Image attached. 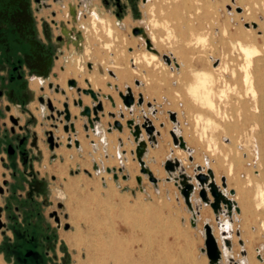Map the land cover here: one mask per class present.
I'll return each instance as SVG.
<instances>
[{"label": "rangeland", "instance_id": "rangeland-1", "mask_svg": "<svg viewBox=\"0 0 264 264\" xmlns=\"http://www.w3.org/2000/svg\"><path fill=\"white\" fill-rule=\"evenodd\" d=\"M44 1L42 6L35 0L24 3L29 53H21L18 45L11 53L0 50V64H4V68L0 66V77L6 79H0V88H5L0 97V217L5 224L0 229V264H16L7 246L16 245L19 234L40 241V254L46 264H92L87 247L97 264H210L202 250L207 222L213 227L222 252V259L216 264H264V201L260 195L264 188V143L259 135L260 108L258 94L254 96L245 84L247 59L238 46L240 38H247V43H254L261 50L253 57L250 68L256 77L263 74L264 88V0H236L235 5L234 0H134L139 8L135 16L128 0H121L124 10L120 15L113 3L106 6L102 0ZM237 6L244 15L253 11V20L260 27L251 25L253 31L246 32L250 28L247 24L253 21L245 20ZM143 22L159 51H154L155 56L147 63L137 65L134 73L135 50L149 52L146 41L132 32L138 25L144 28ZM109 27L113 30L111 36L106 34ZM239 30H244L243 37ZM11 34L12 41H17V34ZM166 54L176 57L180 67L168 65L163 57ZM19 55L24 57L18 72L23 80L17 89L22 94L16 96L9 91L8 82L12 76L18 77L13 67L18 64ZM112 58L115 66H111ZM69 64L77 66L84 75H106V85L113 88L109 93L100 92L87 85L85 79L86 87L80 86L81 76L79 80L70 78L78 81L79 88H92L100 94V100L106 101L94 128L81 114L82 108L74 103L88 96L93 107L96 103L90 95L66 82L75 93L68 99L48 86L50 82L59 85L58 75ZM122 67L129 72L119 76ZM34 79L40 85L31 98L27 90ZM254 83L256 87L257 78ZM128 87L136 99L143 94L144 104L124 106L119 92L125 93ZM37 94L47 98L64 96L55 101L61 103L54 105L57 110H64L65 102L79 109L72 116L75 131L66 132V121L63 116V122L58 120L57 113L56 119H49L51 111ZM107 95L114 97L116 107ZM170 111L177 114L176 123L170 119ZM120 112L125 114L124 119ZM11 115L22 120L14 134ZM144 116L159 131L154 142L145 129L142 132L152 151H146L144 160L158 178L157 183L141 172L135 153L137 143L127 126L129 119L143 123ZM117 119L122 121L123 131L113 128L110 132L109 123ZM59 129L67 135L66 141L55 135ZM173 129L183 134L192 148L176 146L170 133ZM34 130L41 136L43 148L38 159L30 145ZM50 132L59 143L53 148V159ZM10 146L14 153H10ZM191 155L193 162L189 160ZM169 158L184 160L188 166L200 164L204 172L209 167L214 169L217 185L233 202L232 214L225 205L215 214L197 191L192 200L199 213L194 219L176 180L165 169ZM221 173L228 180L226 189L222 187ZM195 174H190L194 181ZM230 190L235 191L240 206Z\"/></svg>", "mask_w": 264, "mask_h": 264}, {"label": "water", "instance_id": "water-1", "mask_svg": "<svg viewBox=\"0 0 264 264\" xmlns=\"http://www.w3.org/2000/svg\"><path fill=\"white\" fill-rule=\"evenodd\" d=\"M116 1H117L118 6L122 7L121 11L118 12V15H120L123 12L124 7L121 3V0H116ZM143 1L145 2V0ZM36 2H38L42 6V2L40 0H36ZM128 2L132 4V10L135 12V14H138V10H137L138 4H136L134 0H128ZM253 27H257V24L254 23ZM132 32L134 35L137 36L144 32V28L137 26L133 28ZM145 41H146L148 50L157 52L153 48V43L150 38H146ZM163 57L168 65L172 64L173 59L171 58V56L166 54ZM89 66L92 68L91 64H89ZM111 74L114 75V72H111ZM137 84H139V82H137ZM68 85L70 87H74V88L76 87L78 92H82L86 95H90L93 98L94 103H96L93 107L89 105H84L83 99L81 97L78 100H75L74 103L76 105H79L82 108L81 114L88 118L90 127L94 128L95 122H98L101 119L99 113L104 112V105H103L102 100H100V94L95 92L92 88H87V89L79 88L78 83L75 79H70L68 81ZM48 86L51 89H55L56 92H61L62 94H65V90L60 88L59 85H54V83L51 82L48 84ZM42 90H44V88H42ZM119 96L121 97L123 104L126 108H132L136 103L138 105L144 104L143 94L140 93L138 98L136 99L134 93L132 92L131 87H128L125 93L119 92ZM106 98H108L112 102V105L116 107V103L112 95H107ZM39 101L43 105L46 104L49 110L51 111V116H48L49 119L50 118L56 119L54 113H57L58 120L62 121L61 117L63 116L64 120L66 121V124L64 126L65 131L66 132H68L69 130L75 131V123L72 121V115L69 110L68 102L64 103V110H57L50 98L41 96L39 98ZM148 106L151 107L152 106L151 103H148ZM169 114H170V119L176 123L177 122L176 113L169 112ZM119 115L122 119L125 118V114L123 112H120ZM110 116L115 118L116 114L111 112ZM144 119L145 121L143 123L136 122L135 119H129L127 120V126L131 130V133L134 135L135 141L137 143L135 153L137 156V160L141 166V172L147 175L150 181H152L153 183H157L158 178L154 175L152 170L146 165V162L144 160V155L148 148V141H146L142 137V132L145 129V131L149 135V140L154 142L156 141V133H159V131L156 129L152 120L148 116H144ZM10 120L13 123L12 132L14 133L16 130V126H18L19 124V118L11 115ZM85 126H86V129H88V125L86 124ZM109 126H110L109 128L110 132L112 131L113 128H116L120 130L121 132L124 129V125L122 121L118 119L114 120L113 124L110 123ZM20 129H23V127H21ZM170 133L172 135L173 142L176 146H179L182 149L187 148L186 141L184 140V137L182 135H179L174 129ZM48 142L52 149L55 146L57 147L59 146V143L55 142V138L52 132L49 133ZM76 145L79 146V141H76ZM9 149H10V153H14V148H12V146H10ZM164 166H165V169L169 172L170 176H172L176 180V185L181 191V194L183 195L185 199V203L187 204L189 210L192 212L194 219L196 218L197 213H199L198 210L194 209V203L192 200L197 191L200 196V199L204 203L210 204L215 214L218 213L222 205L227 206V209L229 211L228 213L232 214L233 202L231 199L227 198L224 191L220 189V187L217 185L214 171L210 167L207 168V172H204L205 169L202 166H197L196 174L194 176L196 181H194L192 176L188 175L187 173L183 171L182 162L178 158L167 159ZM177 169H180L181 172L179 175L174 176V173L177 171ZM107 170L109 172L111 171L110 168H108ZM120 171L121 172L123 171L122 167L120 168ZM115 177L116 178L118 177L117 174H115ZM124 178H126V176H124ZM141 179L142 177H139L138 181H141ZM168 179H171V178H168ZM222 187L225 189L227 188V180L225 177H222ZM230 193L234 195L235 191L230 190ZM209 194L212 196L213 200L210 198ZM4 225L5 224L2 222L1 217H0V229L4 228ZM204 229H205V248H203L202 250L207 254L210 260V264H216L222 259V252L218 244V239L214 235L213 227L210 225L209 222L205 223ZM228 246L229 247L231 246V243L229 241H228Z\"/></svg>", "mask_w": 264, "mask_h": 264}, {"label": "bare ground", "instance_id": "bare-ground-1", "mask_svg": "<svg viewBox=\"0 0 264 264\" xmlns=\"http://www.w3.org/2000/svg\"><path fill=\"white\" fill-rule=\"evenodd\" d=\"M186 1V0H185ZM212 1V0H211ZM147 2H148V0H147ZM233 3V2H232ZM238 2H236V0H235V2H234V5L235 4H237ZM187 4V3H186ZM250 4V3H249ZM161 6V5H160ZM226 7V6H225ZM249 8V7H248ZM177 9V8H176ZM226 9V8H225ZM240 9H241V11H240ZM210 10V9H209ZM236 10L239 12V13H241V15H243L244 16V19L245 20H252L253 22L251 23V24H249L248 23V25H249V27L251 26V25H253L254 23H256V21L255 20H253L254 18H255V15H254V13H253V11L252 12H250V14H248V15H244V12H242V8L241 7H239V6H237L236 7ZM249 10V9H248ZM259 10V9H258ZM84 11V10H83ZM218 11H219V9H218ZM250 11V10H249ZM146 12V11H145ZM147 13V12H146ZM252 13V14H251ZM153 14V13H152ZM228 14V13H227ZM147 16V15H146ZM131 17V16H130ZM227 17V16H226ZM236 18H238V17H236ZM199 19V18H198ZM232 19V18H231ZM137 20V19H136ZM140 21V20H139ZM188 21V20H187ZM95 22V21H94ZM104 22V21H103ZM109 24H110V22H109ZM113 24V23H112ZM244 24H246V23H244ZM257 24V23H256ZM143 27H144V32L142 33V34H140V35H137V36H140L139 38H142L143 40H146V38H150L151 39V41L153 42V40H154V37H151L149 34H148V25L146 26V24L143 22L142 24H141ZM124 26V25H123ZM131 26V25H130ZM139 26V25H138ZM178 26V25H177ZM201 26V25H200ZM244 26V25H243ZM116 27V26H115ZM257 27H260V25H258L257 24ZM257 27H254V28H257ZM124 29V28H123ZM212 29V28H211ZM224 31H225V29H224ZM247 31H253L252 29H251V27L248 29V30H246V32ZM239 32V34H240V36L241 37H243L245 34H243L244 33V30H239L238 31ZM112 33H113V30H112V28L111 27H109L108 28V31H107V33L106 34H108V35H112ZM227 33V32H226ZM152 34V33H151ZM224 34V33H223ZM153 35V34H152ZM208 35V34H207ZM212 35V34H211ZM225 36H226V34H225ZM199 37V36H198ZM204 37V36H203ZM74 38V37H73ZM165 38V37H164ZM229 38V37H228ZM115 39V38H114ZM118 39V38H117ZM166 39V38H165ZM180 39V38H179ZM178 39V40H179ZM256 38L254 37V40H255ZM120 40V39H119ZM173 40V39H172ZM253 40V41H254ZM169 41V40H168ZM239 42H238V46H239V49L242 51V53L245 55V58L247 59V63L245 64V71H243L244 72V74H243V78H244V81H245V84L247 85V89L250 91V92H252L253 93V95L255 96V95H257L258 94V103H259V105H258V108H260V113H259V115H258V117H259V119H260V130H259V135H260V139H261V141L264 143V88L263 87H261V83H262V80H263V74L261 73L260 74V76L259 77H256L255 75H254V73H253V71L251 70V62H252V59H253V57H255V56H257L258 54H259V52H261V50L259 49V47L256 45V44H249V43H247V38H240V40H238ZM245 43H244V42ZM251 41H252V39H251ZM205 43V42H204ZM198 44V43H197ZM122 45V44H121ZM134 45H135V43H134ZM230 47V46H229ZM234 47H235V45H234ZM153 48L156 50V51H159L157 48H155V44L153 43ZM202 49V48H201ZM131 50V49H130ZM129 50V51H130ZM170 53V52H169ZM111 54V53H110ZM134 55H133V58H132V62H133V64L135 65V67L133 68V72L135 73L136 71H137V68H136V66L137 65H140L141 63H144L146 60H151L150 59V57H153V56H155V52L154 51H152V50H149V52H141V53H137V51L135 50V52L133 53ZM230 54V53H229ZM112 55V54H111ZM114 58V57H113ZM111 59V66L113 65V66H115V63H114V59ZM209 59V58H208ZM114 60V61H113ZM207 60V59H206ZM212 60V59H211ZM232 60V59H231ZM235 60V59H234ZM116 61H117V58H116ZM189 61V60H188ZM103 62V61H102ZM152 62V61H151ZM190 62V61H189ZM146 63H147V61H146ZM256 63H257V61H256ZM123 65H124V63H122ZM148 64H150V62L148 63ZM105 65V64H104ZM132 65V64H131ZM133 65V66H134ZM217 65V64H216ZM215 65V66H216ZM226 65V64H225ZM257 65H259V64H257ZM117 66V65H116ZM188 66V65H187ZM212 66H214V65H212ZM235 66V65H234ZM261 66V65H260ZM102 67V66H101ZM105 68V67H104ZM239 68V67H238ZM259 68V67H258ZM241 69V68H240ZM105 70H108V68L106 67V69ZM217 70H219V69H217ZM233 71H235L236 72V70H234L233 69ZM127 72H129L125 67H122V70L121 71H119V76L120 75H124V74H127ZM131 73V72H130ZM202 73V72H201ZM216 73V72H215ZM238 73V72H237ZM234 74V73H233ZM59 76V78H58V81H56V83L57 84H59L61 87H64V89H65V95H66V97H68V99H70L71 97H73L74 95H75V93H74V91H71L68 87H67V85H66V82L68 83V79H70V78H75V79H77V80H79V76H81L83 79H80V81H79V83L81 82V84H79L80 86H82V87H86V85H83V80L85 79V82L87 83V85H90V86H92L93 87V89H95V90H97V91H100V92H106V93H109V92H112V90H113V88H108V86L106 85L107 84V76L106 75H104V76H101L99 73H91V74H88V75H84V74H82L81 73V71L77 68V66H73V65H67V66H65V70H64V72L63 73H61V74H59L58 75ZM207 76V75H206ZM257 78V86L255 87V83H254V80ZM232 79V78H231ZM76 80V81H77ZM107 81V82H106ZM40 81L38 80V79H34L32 82H31V88H33V89H35V90H37L38 89V87H39V85H40V83H39ZM113 82H115V80L113 81ZM77 83H78V81H77ZM187 83V82H186ZM189 84V83H188ZM235 84V83H234ZM244 84V85H245ZM245 87V86H244ZM189 88H191V87H189ZM246 88V87H245ZM194 89V88H193ZM197 89V88H196ZM196 89H194V90H196ZM246 91V90H245ZM243 92V91H242ZM188 93V92H187ZM203 93V92H202ZM246 93H247V91H246ZM58 98H61L62 100L64 99V96H52V97H50V99L52 100V102H53V104L56 106V105H61V103H56L55 101L58 99ZM225 98H226V96H225ZM83 99V103H84V105H89V106H91V104H92V102H91V100H90V98L87 96V97H84V98H82ZM102 99V98H101ZM61 100V101H62ZM204 101H206V99H204ZM103 102V104L105 105V108H106V101L105 100H103L102 101ZM201 105V104H200ZM217 106V105H216ZM219 107V106H218ZM69 110H70V112H71V115L73 116V115H75V114H78L79 113V109H77V108H75V107H73V106H70V103H69ZM115 111H117V110H115ZM199 112V111H198ZM213 114V113H212ZM99 115H100V113H99ZM77 124H79V121H77ZM217 127V126H216ZM205 131V130H204ZM206 133V132H205ZM77 134H78V136L79 137H81V138H83L82 136H81V133L80 132H77ZM55 135H57V136H59L61 139H62V141H66V139H67V135H65L63 132H62V130L61 129H59V130H57L56 132H55ZM206 135V134H205ZM210 137V136H209ZM208 141V140H207ZM208 145V144H207ZM86 145L84 144V142L83 143H81V148H83L84 149V147H85ZM63 152V154H66L67 152H65V151H62ZM249 164V163H248ZM151 168L153 169V170H155L156 168H155V166H151ZM160 175H163L162 173L160 174ZM242 175V174H241ZM263 180H264V176H263ZM260 195H261V197H262V199H263V201H264V188L263 189H261V191H260ZM233 199H234V201H235V203H237L239 206H240V202L237 200V198H236V195H234V197H233ZM239 214H241V212L239 213ZM218 244L220 245V243L218 242ZM86 251H87V255H88V257H89V261L91 262V261H93L92 262V264H97L96 262V259L94 258H91L92 257V251H91V249L89 248V247H87L86 248ZM253 264H255L253 261H251ZM251 263V264H252Z\"/></svg>", "mask_w": 264, "mask_h": 264}, {"label": "trees", "instance_id": "trees-1", "mask_svg": "<svg viewBox=\"0 0 264 264\" xmlns=\"http://www.w3.org/2000/svg\"><path fill=\"white\" fill-rule=\"evenodd\" d=\"M25 1L0 0V50L11 53L15 48L21 47V53H29L26 41L29 28L25 25L27 12ZM10 32L17 34V41H12L13 35ZM23 58L19 55L18 61L21 63Z\"/></svg>", "mask_w": 264, "mask_h": 264}, {"label": "flooded vegetation", "instance_id": "flooded-vegetation-1", "mask_svg": "<svg viewBox=\"0 0 264 264\" xmlns=\"http://www.w3.org/2000/svg\"><path fill=\"white\" fill-rule=\"evenodd\" d=\"M40 1L42 3H45L44 0H40ZM102 1L106 6H109L111 3H113V5H115L118 12L121 11L122 9V7L118 6L116 0H102ZM36 3L39 5L38 2ZM3 65L4 64L2 62L0 66L4 68ZM21 67H22V64L18 61V64L13 67V71L18 73L21 70ZM17 75H18L17 79H14V76H12L8 84H10L9 91L11 93H14L16 96L17 95L20 96L22 94L21 90H17V89L21 88L20 85L23 80V75L20 73H18ZM0 79L2 80L4 79L3 81L6 82L5 77H0ZM3 90H5V88L3 89L0 88V97L3 95ZM18 140L21 141V139L19 138ZM16 234H19V233L17 232ZM17 240H18V243L16 245L14 244V245L7 246L8 250L14 257L16 264H46L42 261L43 258L40 254L41 243L39 240H37L34 236H31L30 239H28L26 237L20 236V234L17 235Z\"/></svg>", "mask_w": 264, "mask_h": 264}, {"label": "crops", "instance_id": "crops-1", "mask_svg": "<svg viewBox=\"0 0 264 264\" xmlns=\"http://www.w3.org/2000/svg\"><path fill=\"white\" fill-rule=\"evenodd\" d=\"M141 2H143L144 3V1L143 0H141ZM145 3H147V1L145 2ZM143 5V4H142ZM137 10L139 11V8H137ZM133 14H134V16L135 15H137V14H135V12L133 11ZM173 58H174V60L176 61V64H177V66H178V68L180 67V63L178 62V60L176 59V57H174L173 56ZM51 83V82H50ZM53 83V82H52ZM42 88H44V90H45V87H41L40 89L42 90ZM34 90L35 89H33V88H31V87H29V89L27 90V92H28V94H30V96H31V98H33L34 97ZM38 96V94L36 95V97ZM41 96H38V100H39V98H40ZM144 102H145V99H144ZM141 106V105H140ZM9 109V108H8ZM11 110V109H10ZM20 118V117H19ZM177 118H178V116H177ZM183 119H185V118H183ZM20 120H21V118H20ZM19 120V122L20 123H22V120L20 121ZM110 124V123H109ZM23 127V126H22ZM19 129V128H18ZM16 131H17V128H16ZM183 135V134H182ZM33 137H32V140H31V142H30V145H31V147L33 148V151H34V153H36L35 154V158L36 159H38V157H41V150L43 149L42 148V146H41V136L38 134V132L37 131H35L34 130V132H33V135H32ZM183 137H184V135H183ZM184 139H185V137H184ZM146 140V139H145ZM186 140V139H185ZM44 141H46V140H44ZM187 143V142H186ZM187 145L188 146H190L191 148H192V146H191V144H188L187 143ZM150 148H149V145H148V148H147V150H148V154H150L152 151L151 150H149ZM52 151V153H51V156L50 157H52V159L54 158V156H55V150L54 149H51ZM133 153V152H132ZM194 156H190L189 157V160H191L192 162L194 161ZM181 162H182V167H183V171L185 172V173H187L188 175H190V174H192V171H193V173H195L196 172V168H197V166H202V165H200V164H198V165H196V166H188V164L186 163V161H184V160H180ZM194 168V169H193ZM212 169V168H211ZM213 171H214V174H215V178L217 177V174H216V171L214 170V169H212ZM180 172H181V170L180 169H177V171L174 173V176H176V175H179L180 174ZM221 177H225L226 178V175H224V173H221ZM54 178V180L56 179V176L55 175H53L52 176V179ZM227 184H228V180H227Z\"/></svg>", "mask_w": 264, "mask_h": 264}, {"label": "built area", "instance_id": "built-area-1", "mask_svg": "<svg viewBox=\"0 0 264 264\" xmlns=\"http://www.w3.org/2000/svg\"><path fill=\"white\" fill-rule=\"evenodd\" d=\"M146 1H147V0H145V2H146ZM234 2H235V0H234ZM42 5H43V3H42ZM39 6H41V5L39 4ZM240 11H241V9H240ZM171 58L173 59L172 64H175V66L178 67L177 64H176V61L174 60V58H173L172 56H171ZM172 64H171V65H172ZM171 65H170V66H171ZM170 112H172V111H170ZM176 115H177V114H176Z\"/></svg>", "mask_w": 264, "mask_h": 264}]
</instances>
